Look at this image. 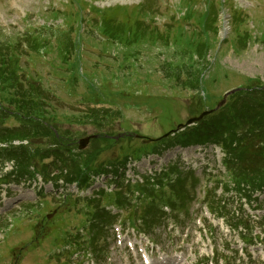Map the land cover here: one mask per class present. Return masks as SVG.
Returning <instances> with one entry per match:
<instances>
[{"label":"rangeland","instance_id":"rangeland-1","mask_svg":"<svg viewBox=\"0 0 264 264\" xmlns=\"http://www.w3.org/2000/svg\"><path fill=\"white\" fill-rule=\"evenodd\" d=\"M91 5L98 9L110 7L104 10L101 25L95 24L99 17ZM116 5L123 6L117 8ZM131 6L139 9L128 10ZM125 16L138 22L136 27L130 26L129 36L138 30L131 43L123 42L129 38L124 25L114 22ZM122 22L129 24L126 18H122ZM102 30L108 33L123 31V40L116 38L111 43ZM30 36L35 39L36 46H46L39 47L35 53L22 52V44ZM203 36H207L208 41ZM184 37L194 45L195 52L184 42ZM206 43L208 47L204 48ZM68 51L71 53L66 57ZM14 52L21 54L20 57L17 58ZM128 54L137 55L135 64L138 68L152 65L153 75L157 78L147 81L160 83L157 87L154 83L145 85L144 82L125 84L128 70L123 66L129 61ZM179 55L183 59L176 60ZM176 65L181 69H168ZM18 66L28 70L25 74L29 80L21 81L22 75L12 71V67L17 69ZM0 69H8L10 76L3 86L0 84V88L4 87L3 94L8 93L7 88L11 85L20 90L24 85L21 83L37 80L51 96L47 102H51L54 93L59 96L54 98L49 109L37 106L49 110L50 122L57 125L53 142L78 145L80 140L92 138L85 148L79 150L75 146L72 151L74 155L80 151V156L86 157L83 164L100 165L110 159L114 162L127 154L129 159L130 152L143 141L142 138L135 139L126 130L136 132L145 141L156 140L189 117L213 109L223 93L237 85H262L259 87L264 89V0H0ZM201 72L203 84L198 83ZM224 72L229 73L230 80L222 75ZM38 73L44 79L39 76L34 79ZM251 78L252 83H249ZM186 82L192 90L183 86ZM171 83L176 89L170 86ZM35 88L27 91L35 96ZM91 98L106 102L112 108H98L96 102H80ZM58 99L64 105L59 104ZM227 99L234 100L235 97L230 95ZM247 102L254 108L257 103L252 99ZM258 111V107L253 110ZM94 113L97 118L91 117ZM34 117L42 118L38 112H34ZM14 124L18 125L13 118L4 121V125ZM45 133L42 130L31 139L33 148L50 145L45 143ZM16 151L22 153L20 149ZM16 157L20 159L21 155ZM53 160L51 156H35L28 167L29 178H21L19 185L11 180L12 173L24 177L17 174L19 165L10 160L0 161V264H75L73 252L78 248L94 251L96 264H122L104 258L111 245L109 229L99 231L98 234L102 233L98 240L97 234L89 245V228L84 225V221L89 220L85 217L86 203L77 199L75 203L71 199L67 202L69 205L62 207V200L53 197L47 208V197L40 196L37 201L33 198V191H37L34 173L40 171L35 166L42 168L43 164L49 165ZM255 162L264 166V159H254ZM49 173L54 176L60 170ZM211 184L209 180L208 187ZM204 185V179L197 176L192 188L196 204L202 199ZM249 196L254 208L244 205L243 208L248 210L238 212L247 224L250 223L249 229H228L224 221L220 222V217L211 215L217 224L210 229L204 222L205 229H191L183 243L181 239L171 238L163 224L152 236L168 253L182 248L186 264H243L244 261L258 264L264 256V192H252ZM192 199L183 200L190 218L194 213ZM57 204L61 209L53 214ZM46 212L52 214L49 219L45 217ZM200 213L201 210L196 208L195 215L198 217ZM14 220L13 229L11 222ZM82 226L85 228L80 231ZM40 228L44 231L42 235ZM253 234L258 235L254 237ZM242 240L247 244L244 245ZM105 242L107 244L103 245Z\"/></svg>","mask_w":264,"mask_h":264},{"label":"trees","instance_id":"trees-1","mask_svg":"<svg viewBox=\"0 0 264 264\" xmlns=\"http://www.w3.org/2000/svg\"><path fill=\"white\" fill-rule=\"evenodd\" d=\"M110 34L113 38L121 36L115 30ZM132 35L134 37V34ZM189 46H192L193 52H195L194 45L190 44ZM7 71L8 69H0V82L3 84L5 80H10ZM255 89L235 93V99L231 102L233 104L201 121L199 131L206 138L223 142L228 154V167L236 181L248 183L252 181L254 186L264 187V166L257 162L254 163V159L257 161L264 159V139L262 138L264 136V89H257L256 91ZM251 99L259 103L260 111L253 112L254 107L247 108L244 106V103L251 101ZM7 100L9 103L15 104V108L21 112V116L25 112H37L39 110L33 107V103L22 92L16 91L13 95L10 94ZM30 126L34 128L36 124ZM26 131L29 130L24 129L16 132L9 129L0 130V138H9L14 133H16L14 136H17L18 133L24 134ZM44 135L51 139L55 138V134L52 132H46ZM257 142L260 144L256 145ZM21 165L25 166L26 164L22 161ZM46 167L44 166V169Z\"/></svg>","mask_w":264,"mask_h":264},{"label":"water","instance_id":"water-1","mask_svg":"<svg viewBox=\"0 0 264 264\" xmlns=\"http://www.w3.org/2000/svg\"><path fill=\"white\" fill-rule=\"evenodd\" d=\"M206 114V112H204V113H202V115L200 116V117H198V118H201L203 115H205ZM198 118H191V119H189L188 121H187V123H191V122H193L194 120H196V119H198ZM87 141H88V139L86 138V139H82V140H80L79 141V148H83L84 146H85V144L87 143Z\"/></svg>","mask_w":264,"mask_h":264},{"label":"bare ground","instance_id":"bare-ground-1","mask_svg":"<svg viewBox=\"0 0 264 264\" xmlns=\"http://www.w3.org/2000/svg\"><path fill=\"white\" fill-rule=\"evenodd\" d=\"M171 262V264H181L179 261H177V260H172V261H170Z\"/></svg>","mask_w":264,"mask_h":264}]
</instances>
